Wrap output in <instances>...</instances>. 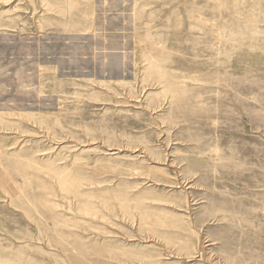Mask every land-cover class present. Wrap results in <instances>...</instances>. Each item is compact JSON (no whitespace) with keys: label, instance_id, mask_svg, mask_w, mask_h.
Segmentation results:
<instances>
[{"label":"rangeland","instance_id":"rangeland-1","mask_svg":"<svg viewBox=\"0 0 264 264\" xmlns=\"http://www.w3.org/2000/svg\"><path fill=\"white\" fill-rule=\"evenodd\" d=\"M0 264H264V0H0Z\"/></svg>","mask_w":264,"mask_h":264},{"label":"bare ground","instance_id":"bare-ground-1","mask_svg":"<svg viewBox=\"0 0 264 264\" xmlns=\"http://www.w3.org/2000/svg\"><path fill=\"white\" fill-rule=\"evenodd\" d=\"M225 223V222H224ZM231 224V223H230Z\"/></svg>","mask_w":264,"mask_h":264}]
</instances>
